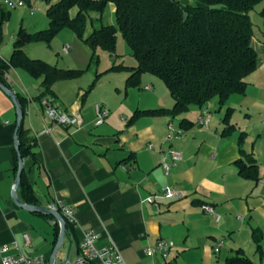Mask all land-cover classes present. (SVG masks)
Returning a JSON list of instances; mask_svg holds the SVG:
<instances>
[{"label":"crops","instance_id":"obj_1","mask_svg":"<svg viewBox=\"0 0 264 264\" xmlns=\"http://www.w3.org/2000/svg\"><path fill=\"white\" fill-rule=\"evenodd\" d=\"M3 2L0 0L1 4ZM110 5L115 12V5ZM258 6L256 16L260 27L255 40L261 47L264 43V2ZM65 46L70 47L67 54L63 52ZM60 50L58 46L47 47L44 43L24 47L28 57L57 68L90 70L92 54L74 36L68 35ZM12 52L13 49L6 51L7 56L0 58L8 60ZM110 69L108 72L123 71ZM122 76L117 83L111 79L105 92H97L103 82L100 81L98 87L87 93L90 79L82 81V76L57 82L53 86L56 104L68 114L79 115L82 121L80 127H63L49 121L41 110L37 97L42 79L32 78L21 69L9 68L4 74L7 87L26 101L22 126L35 144L31 150L34 158H22V174L36 204L22 200L18 189L20 202L48 208L50 204L63 201L75 212L76 222L66 231L67 237L58 250L55 264L73 263L79 257L78 245L89 230L100 236L98 248L105 247L111 239L124 264H179V250H196L210 261L211 250L219 254L226 241H230L233 248L224 259L226 264V260L235 256L238 250L245 253L239 236L247 219L248 238L256 247L254 233L264 238V183L260 182L264 180V174L257 162L258 144L247 141V128L256 112L262 115L264 127V51L259 53L257 70L245 79V94L229 98L226 106L235 111L231 122L236 130L226 137L221 134L225 127L223 116L216 121L211 119L206 127L196 124L202 110L206 109L210 115L212 107L217 106L215 101L202 108L191 106L187 113L175 118L145 115L133 118L136 111L170 108L141 110V99L137 104H131L126 94L125 97L117 94L115 99L111 98V90L118 93L121 88L125 92L130 89L126 88L129 74ZM96 105L109 112L100 126L94 124ZM168 105L171 107L172 102ZM237 112H244L247 124H238V119L234 118ZM176 118V127L183 134L171 147L181 154V160L166 175L161 162L170 157L169 145L164 138L167 125L174 123ZM16 120L13 102L0 89V247L7 245L9 254L15 255L17 250L12 243L16 242L26 255H43L50 261L57 243V221L52 216L20 207L12 198L19 169L15 149ZM182 120L186 124L182 125ZM241 133H245L241 149L251 154L258 165L257 181L245 179L238 173L236 162L242 157L238 146ZM149 145L152 149H148ZM166 186L181 191L184 198L157 199L154 204L146 202ZM205 206L219 214H216L220 217L218 222L213 214L203 210ZM24 234L30 238L29 246H25ZM218 234H221L220 238ZM161 239L174 243L168 259L159 254L146 256L144 249ZM219 243L221 246L216 252ZM200 245L203 251L198 249ZM1 259L2 254L0 264Z\"/></svg>","mask_w":264,"mask_h":264},{"label":"trees","instance_id":"obj_2","mask_svg":"<svg viewBox=\"0 0 264 264\" xmlns=\"http://www.w3.org/2000/svg\"><path fill=\"white\" fill-rule=\"evenodd\" d=\"M192 1L191 5H185L178 0H59L47 8L49 27L46 30L34 34L19 30L10 58H0V83L8 86L4 74L9 68L21 69L32 78L42 79L37 97L39 102L45 96L53 97V86L57 82L77 79L84 71L63 70L32 59L24 52L25 46L36 43L49 46L60 31L68 28L91 50L93 61L98 50L114 54L116 35L121 33L137 66L118 65L110 71H129L126 88L138 87L143 74L157 76L174 99L170 109L136 111L133 118L140 115L175 118L187 113L191 106L202 108L212 100H216L221 108L231 96L245 94V79L258 68L259 53L264 51V43L259 47L255 40L250 12L264 0ZM108 4L116 7L115 24L95 27L87 34L88 14H102ZM73 9H77V13L71 17ZM10 14L0 3V44L3 42V25ZM184 15H187L186 21ZM95 83L96 80L90 84L87 93ZM16 96L25 114L26 101L21 95ZM232 112V109H227L223 117L225 127L221 134L224 137L236 130L231 122ZM181 124H186L185 120ZM244 140L245 133H241L238 146L242 157L236 162L238 173L245 179L257 181L258 165L251 154L241 149ZM18 141L21 157L34 158L31 151L34 141L27 136L23 126L19 129ZM19 189L22 200L36 204L24 174ZM65 223L66 231H69L70 224ZM55 227L56 243L59 235L57 223ZM253 239L258 264H264L263 239L255 233ZM226 264L256 263L238 250L235 256L226 260Z\"/></svg>","mask_w":264,"mask_h":264},{"label":"rangeland","instance_id":"obj_3","mask_svg":"<svg viewBox=\"0 0 264 264\" xmlns=\"http://www.w3.org/2000/svg\"><path fill=\"white\" fill-rule=\"evenodd\" d=\"M59 0H52L50 2L46 0H30L25 1V8H19V9H10L7 6H5L4 2L3 7L11 12L10 18L8 21H6L3 25V42L0 45V52L2 53L0 56H7L6 51L12 50L14 46V42L17 36V33L19 30L23 29L28 33L34 34L39 31H44L49 27V18L47 16V8L57 2ZM182 2L183 4H190V2L193 3L192 0H188L186 2L185 0H178ZM190 1V2H189ZM31 9H33V14L31 13ZM111 5L108 4L107 7L104 9L102 14L96 13V12H90L88 14V22H87V34L91 33L93 28H99L102 25H114L115 24V12L111 10ZM259 6L256 7L253 11L250 12L251 21L254 25V37H256V33H258V29L260 25H258V17L256 14L259 11ZM77 13V9H73L70 12V16L74 17ZM68 35L74 36L75 39L80 41L78 38H76L75 34L71 29L65 28L62 31H60L52 40L49 46H58V49L62 50L64 40ZM82 46L85 49H88V51L91 53V50L82 42ZM47 46V45H46ZM47 46V47H49ZM42 49H48V48H42ZM60 50V52H61ZM60 57L62 55H59ZM62 59V58H60ZM91 68L89 71H84V73L81 75L83 79L82 81H88L90 79V83H95V88L99 86L100 81H103L100 85V88L97 92L103 91L105 92L106 89H108L109 81L113 79L114 81L120 82L122 79V75L129 73L127 70H123L121 72H108V70L113 67L114 65H123L125 67H135L137 66V61L135 57L133 56V52L128 45L125 38L121 35V33H118L116 35V45H115V53L110 55L107 52L104 51H97L95 54V57L93 61L90 62ZM109 73H116V74H109ZM123 73V74H120ZM97 75L98 78L96 77ZM150 87V90H146L145 87ZM120 95L121 97H125V94L128 96V101L132 104H137L138 100L141 99L140 102V108L143 110L144 108H171L174 103V99L170 95V91L166 87L165 83L158 78L157 76L151 75V74H143L141 76L140 85L138 87H132L130 89H120L117 93L116 90L112 92L110 91L109 95L111 98L115 99L116 96ZM238 97V96H237ZM172 102L171 107L168 105ZM214 101L217 103L216 100H212L211 103ZM229 101V100H228ZM221 107L222 112L220 114V107L217 104V106H213L210 113V121L211 119L213 121H216L221 116L224 117V114L227 109L226 105H228V102ZM232 115H234V110L232 109ZM262 115L259 113H253L251 118V126H248L247 130V141L252 142V144H258V160L257 162L260 164V169L263 171L264 174V138L262 141H259L258 139L261 137H264V127H262V121L261 118ZM237 118L238 124L241 126V124L245 125L247 124L244 116V112H237L235 117ZM177 118L174 120V125L177 124ZM262 123V124H261ZM263 128V129H262ZM244 144V143H243ZM215 214H218L215 212ZM219 215V214H218ZM248 222L249 220L245 221L244 229L242 230L239 238V242H243V248L245 250V254L247 257H249L254 263L258 264V258L255 255V247L253 245V242L250 241L248 238ZM263 233H264V227H262ZM219 238L221 237V234H218ZM264 239V238H263ZM211 242V240H210ZM216 242H214L215 244ZM264 243V240L263 242ZM230 248H233L230 241H226L224 246L222 247V250L219 254L213 253L211 250V260H207L203 258L201 255V252H196V250H188L186 252H183V250H179L180 253V260L178 261L179 264H224V259L228 254H230ZM199 250L203 251V248H198Z\"/></svg>","mask_w":264,"mask_h":264},{"label":"built area","instance_id":"obj_4","mask_svg":"<svg viewBox=\"0 0 264 264\" xmlns=\"http://www.w3.org/2000/svg\"><path fill=\"white\" fill-rule=\"evenodd\" d=\"M5 6L10 9L22 8L25 7L26 4L23 0H4ZM33 13V9H31ZM70 47L65 46L63 48V52L65 54L68 53ZM145 89H149L146 87ZM40 107L45 115V117L56 125H60L63 127H72L77 126L80 127L82 124L81 118L76 114H68L64 110L60 109V107L56 104L54 98L52 96H45L40 101ZM95 126H100L104 123L105 119L109 116L108 110H106L101 105L95 106ZM210 122V116L206 109L202 110L201 114L197 117L196 124L201 127H206ZM183 134V131L176 127L174 123L170 122L167 125V134L164 138V142L169 145L168 154L170 159L163 158L161 162V167L164 170L166 175H169L171 169L176 167L178 162L181 160V154L175 151L171 144L179 139ZM148 149H152V145L148 146ZM260 182L264 183V180ZM184 198V194L172 187L166 186L162 187L155 195L149 197L146 202L148 204H154L157 199H163L167 201L172 200H180ZM49 210L59 213L65 222L73 225L76 222V216L74 209L67 205L63 201H58L48 206ZM203 210L207 213L213 214L216 222L220 220V217L214 213V210L211 207H203ZM25 246L30 245V238L27 234L23 235ZM100 236L89 230L85 233L83 239L80 241L78 245L79 257L72 263L70 261L64 262V264H124V260L116 248L114 242L111 239H108L105 247L98 248L97 241ZM12 246L17 250V254L12 255L9 254V247L7 245L0 247V254H2L1 262L2 264H50V261L43 255H26L23 253L21 247L18 243H12ZM221 244L219 243L215 251H219V247ZM174 248V243L172 241L167 240H158L155 244L147 246L144 249V253L146 256L152 257L157 254L161 255L164 259H168L170 252Z\"/></svg>","mask_w":264,"mask_h":264},{"label":"water","instance_id":"obj_5","mask_svg":"<svg viewBox=\"0 0 264 264\" xmlns=\"http://www.w3.org/2000/svg\"><path fill=\"white\" fill-rule=\"evenodd\" d=\"M186 19H187V15H184V21H186ZM0 89L11 99V101L13 102V104L16 108V112H17L16 130H15V149L18 153L19 169H18V174L16 177L14 189L12 191V198H13L14 202L17 205H19L20 207H22V208H24L30 212H35V213H40V214L52 216L57 221V223L59 224L60 234H59L56 246H55V250H54V252L51 256V259H50V264H55L58 250H59L60 246L62 245L65 237H67L66 223L64 221V218L59 213L51 211L47 208L31 206V205H23L18 198V189H19V185L21 182V175H22V172L24 169L22 157L19 153L18 132H19L20 127L22 126L24 114L20 108L16 94L13 91H11L8 87L3 85L2 83H0Z\"/></svg>","mask_w":264,"mask_h":264}]
</instances>
